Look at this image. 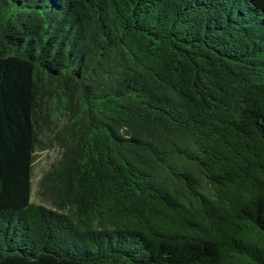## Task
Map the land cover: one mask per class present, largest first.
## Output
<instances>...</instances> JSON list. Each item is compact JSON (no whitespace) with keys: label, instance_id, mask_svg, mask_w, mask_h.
<instances>
[{"label":"trees","instance_id":"obj_1","mask_svg":"<svg viewBox=\"0 0 264 264\" xmlns=\"http://www.w3.org/2000/svg\"><path fill=\"white\" fill-rule=\"evenodd\" d=\"M0 264H264V0H0Z\"/></svg>","mask_w":264,"mask_h":264},{"label":"rangeland","instance_id":"obj_2","mask_svg":"<svg viewBox=\"0 0 264 264\" xmlns=\"http://www.w3.org/2000/svg\"><path fill=\"white\" fill-rule=\"evenodd\" d=\"M60 150L55 148L47 149L44 151H38L36 156V162L34 165V180H33V188L34 194L33 199L38 200L36 194L37 181L42 176L43 172L51 165L52 161L59 156Z\"/></svg>","mask_w":264,"mask_h":264}]
</instances>
